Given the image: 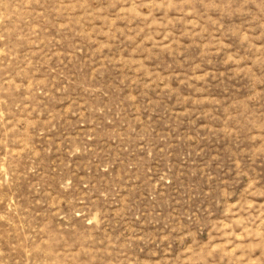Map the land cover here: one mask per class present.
<instances>
[{
    "label": "rangeland",
    "instance_id": "1",
    "mask_svg": "<svg viewBox=\"0 0 264 264\" xmlns=\"http://www.w3.org/2000/svg\"><path fill=\"white\" fill-rule=\"evenodd\" d=\"M0 264H264V0H0Z\"/></svg>",
    "mask_w": 264,
    "mask_h": 264
}]
</instances>
